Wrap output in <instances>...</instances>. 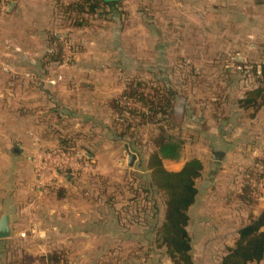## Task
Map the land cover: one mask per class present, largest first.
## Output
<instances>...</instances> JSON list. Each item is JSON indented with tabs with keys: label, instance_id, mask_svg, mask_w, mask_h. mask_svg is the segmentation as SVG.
<instances>
[{
	"label": "crops",
	"instance_id": "0c3cea01",
	"mask_svg": "<svg viewBox=\"0 0 264 264\" xmlns=\"http://www.w3.org/2000/svg\"><path fill=\"white\" fill-rule=\"evenodd\" d=\"M72 1L5 0V11L0 5V219L9 216L11 227V236L0 240V264H40V257L52 253L65 258L64 250L80 255L74 264H130L128 256H123L125 250L147 245V226L137 220L146 219L147 214L133 215L132 221L130 214L113 208L114 198L98 192L88 195L83 190L85 177L68 182L60 173L54 187H39V154L74 148L90 156L100 177L124 180L141 159L120 136L122 125L109 102L121 97L130 81L143 79L142 73L149 72L160 81L159 75L172 71L157 64L171 55L165 41L188 42L186 56L194 57L189 42L200 35L197 26L217 24L218 49H205L198 56H222L224 72L234 67L229 60L233 56L264 57V48L259 47L264 41V0H116L103 10V17L88 18L87 33L84 28L71 32L73 41L88 37L90 45L88 51L81 47V59L65 66L58 53L50 56L57 52L52 28L57 9ZM62 19L71 24L67 17ZM135 25L141 40L154 43L149 53L156 59L152 68L126 64L135 62L122 51ZM228 26H233L231 33ZM202 32L197 39L205 41L211 33ZM97 41L108 47L101 50ZM109 41L119 42L121 48L109 46ZM88 53H92L89 62H83ZM247 91L236 97L232 113L218 117V145L191 150L198 136L194 134V141H188L192 146H185L179 161H164L172 172L193 158L204 166L196 183V204L188 212L194 264L200 259L203 264H221L250 213L257 216L264 209V204H258L251 210L240 201L246 173L264 168V106L258 111L240 108L237 102ZM129 151L137 156L133 168L128 165ZM212 198L226 204L224 212H215ZM153 215L161 222L164 211ZM115 250L122 256L116 258ZM159 253L171 264L162 250Z\"/></svg>",
	"mask_w": 264,
	"mask_h": 264
},
{
	"label": "rangeland",
	"instance_id": "374dc122",
	"mask_svg": "<svg viewBox=\"0 0 264 264\" xmlns=\"http://www.w3.org/2000/svg\"><path fill=\"white\" fill-rule=\"evenodd\" d=\"M2 4L3 3H1L0 0V5ZM1 8L5 11L6 5H2ZM56 13L58 18H56L55 24L53 25L52 35H55L59 38L63 49H66L65 51H68L67 47L71 48V50L73 51V56L72 59H70V62L65 64L64 60L66 59V54L63 55L65 57H62L61 62L62 65L72 66V64L78 61V58L81 59V56H79L81 47H83V50H87L88 45H90V40H88V37H83V40L81 42L73 41L70 37V34L73 30L78 28L74 27L68 22H64L66 20L62 18L65 15L60 11V9H57ZM160 13L162 12L158 11V14H156L158 19L161 18ZM99 26L101 25L99 24ZM197 27L201 28L200 35H195V41L189 42V45L194 46V57L186 56L187 51L190 50L189 48H187L188 42L182 40L173 42L165 41V43L167 44V49H170L171 51V55L170 57L163 58L164 60L162 63L158 62L157 64L160 63L164 66H167L168 69L172 68V71L164 72L163 74L159 75L161 78L160 81L171 86V88L177 93L178 98L174 103L175 114L173 115L171 124L167 122H149V124H147L146 126H141L140 119L134 120L135 125L131 132L135 134V139L133 140L134 144H132V146L144 155L146 154V152L150 151V143L148 141L151 137L157 134L159 127H163L171 136L183 140L185 142L184 148L187 144L192 146L188 141H194V134L198 136L196 137L191 150L193 149V147L195 148V150H203L210 144L218 145V117L221 118L225 116V114L232 113L234 110L232 103H234L236 97L256 86L258 77L253 73L252 69L255 66L258 67L259 70L264 69V57L261 56L252 58L250 60H245L244 58L243 61H240V57L233 56L229 58V60L234 65V67H229L230 69L227 68L228 72H224L225 69L223 68V65H225V59L222 56L218 54H214L212 56H198L197 53L203 52L205 49L217 50L219 43L218 41L220 39L219 37L221 36H218L217 31L220 26H218L217 24L205 26L198 25ZM230 27L228 26V28ZM232 28L233 26L231 27V29H229L228 32L231 33ZM86 29H88L89 31V28H84L82 29V31L87 33L88 31ZM131 29L134 35H131L130 39L128 38L124 41L122 51L128 53L130 58L135 62H127V66L152 68V66L156 64L155 57L150 56L151 54H149L154 45L153 41H149L148 39L141 40L143 38H139L140 35L138 33L139 31H137V25H135ZM202 29L211 33L213 37L210 34V36H207V40L205 41L197 39L204 33L202 32ZM98 30L102 29L99 27ZM94 40L96 41L97 39L94 38ZM80 43L82 45H80ZM108 43L109 46L115 44L117 45V47L120 46L121 48L119 42L114 43L113 41H109ZM97 44L101 50L105 49L103 48V46L108 47L107 45H105L106 43H104V41L103 43L97 41ZM262 44H264V41L260 43L259 47L264 48V46H261ZM54 49H56L55 45ZM89 54L92 53L86 54L87 57H85L86 55L84 54L85 56L82 57L83 62H89L86 61L87 59H90ZM110 54L112 56V53H106L108 58L110 57ZM107 56L104 58H107ZM236 64L238 65V67L235 69ZM147 73L149 72L142 73L145 74L143 79L145 80L146 84L154 90H160L159 82L153 80L151 75ZM181 103H183V106H181ZM140 108L141 112H147L146 107L140 105ZM139 151H137L136 153L141 159L143 156H141L142 154ZM140 163H142V161ZM141 174L142 173L139 170L138 166V168L126 174V178L124 180L115 177V179L117 178L116 180L111 179L108 181V179H104L103 176L100 177L99 175H96L94 178H92L93 184H91V178L84 174L85 179L83 183V190L88 195L90 194V192H92L93 194L98 192L102 195L114 198L113 208L124 210L125 213L127 212L128 214H130L131 218H129L131 220L133 215L147 214L146 219L143 217H140L139 219L137 218V220L140 221L141 224H145L147 226L146 236L148 239L146 247L143 249L125 250L123 256H128L130 264H137L136 262L139 261V258L141 259V264H166V262H164V259L162 258L161 253H159V250L156 247V250H154V247L151 246V241L149 240V227L154 223V221L149 216L154 213V201L157 202L159 211L163 210V208L161 207L162 199L159 195H157L155 198L150 196L148 198V196L142 192L143 183H141V180L138 177V175ZM95 179H97V183H99L98 186H96L97 183L95 182ZM95 186L97 187L96 189ZM213 192H215V189ZM207 201L209 202V200ZM210 201L215 212H224L223 210H225L224 208H226V204H224V202H221V199L212 198ZM208 202H206V208H209ZM235 204L236 202H232L234 209ZM230 210H232V208H230ZM235 218L237 217L232 216V219L235 220ZM77 251L80 252V250ZM64 252L66 253V257L63 258L62 256L64 255H61L64 264H74L75 261L80 258V255H75V250H64ZM104 252L106 253V250H104ZM112 254L114 256H117L116 258L122 256L121 251L116 252L115 250V253L112 252ZM196 264L203 263L200 259V261H198V263Z\"/></svg>",
	"mask_w": 264,
	"mask_h": 264
},
{
	"label": "trees",
	"instance_id": "16d2710c",
	"mask_svg": "<svg viewBox=\"0 0 264 264\" xmlns=\"http://www.w3.org/2000/svg\"><path fill=\"white\" fill-rule=\"evenodd\" d=\"M116 0H73L70 4L61 5L60 11L71 21L76 28L87 27L88 18L103 17L104 9L116 3ZM52 43L58 53V60L62 61L63 46L59 38L52 37ZM253 73L258 77L257 84L245 93L242 100L237 104L243 110H260L264 106V69L254 67ZM160 90H154L141 80H132L128 83L125 93L109 102L122 125L120 136L126 138L131 147L135 134L132 133L134 120L140 119L141 126L151 123L167 122L172 123L175 114L174 103L178 98L177 93L171 86L157 81ZM150 90V91H149ZM121 99L133 101L147 108V112L128 108L120 103ZM157 119V120H156ZM150 151L142 154V163L139 164L141 175H138L143 183L142 192L149 198L161 196V207L164 211V218L157 221L153 214L159 212V206L154 201V213L149 216L154 221L149 227L151 246L162 250L164 255L171 261V264H194L192 257V240L187 232L189 225V210L196 204L199 189L197 181L202 177L204 171L203 163L193 158L187 161L184 167L178 172L168 171L164 167V161H179L183 156L184 141L171 136L163 127L158 128L157 134L150 138ZM135 149V148H134ZM71 148L65 150L70 152ZM256 174L258 178L264 179V168L255 173H246L240 201L245 207L254 210L257 203L251 198L250 179ZM136 221V219H135ZM139 222V221H138ZM264 209L257 215L250 213L249 222L241 227L235 238L233 248L227 250V255L222 259L221 264H264ZM40 264H64L58 253L48 254L39 258Z\"/></svg>",
	"mask_w": 264,
	"mask_h": 264
},
{
	"label": "built area",
	"instance_id": "2783aa9c",
	"mask_svg": "<svg viewBox=\"0 0 264 264\" xmlns=\"http://www.w3.org/2000/svg\"><path fill=\"white\" fill-rule=\"evenodd\" d=\"M5 0H1L4 3ZM67 47V46H66ZM68 51L63 49V55L66 54L65 64L72 59L73 51L67 47ZM63 56V57H65ZM120 103L128 108L141 110L139 103L121 99ZM67 178L69 175L72 178L80 179L86 176L94 178L98 175L97 168L89 161L85 152L72 148L70 152L63 151H43L39 154V163L37 167V179L39 187L48 188L54 187L59 180V174ZM251 198L257 205L264 204V179L253 176L250 181Z\"/></svg>",
	"mask_w": 264,
	"mask_h": 264
},
{
	"label": "water",
	"instance_id": "95a60500",
	"mask_svg": "<svg viewBox=\"0 0 264 264\" xmlns=\"http://www.w3.org/2000/svg\"><path fill=\"white\" fill-rule=\"evenodd\" d=\"M12 6H10L11 8ZM240 61H243L244 58H239ZM181 106H183V103H181ZM86 155L88 156V158H90V156L86 153ZM137 160V156L129 151V156H128V165L129 167L133 168L134 164ZM72 179V176L69 175L67 177V181L69 182ZM262 231H264V229H262ZM11 236V227H10V218L9 216L5 215L0 219V240H5L8 239Z\"/></svg>",
	"mask_w": 264,
	"mask_h": 264
}]
</instances>
